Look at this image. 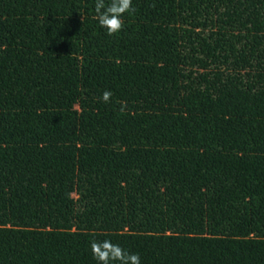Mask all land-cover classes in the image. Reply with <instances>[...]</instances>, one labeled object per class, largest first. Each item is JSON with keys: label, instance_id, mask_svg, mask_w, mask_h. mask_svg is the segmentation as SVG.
Listing matches in <instances>:
<instances>
[{"label": "trees", "instance_id": "obj_1", "mask_svg": "<svg viewBox=\"0 0 264 264\" xmlns=\"http://www.w3.org/2000/svg\"><path fill=\"white\" fill-rule=\"evenodd\" d=\"M95 3L0 0V264H264V0Z\"/></svg>", "mask_w": 264, "mask_h": 264}, {"label": "clouds", "instance_id": "obj_2", "mask_svg": "<svg viewBox=\"0 0 264 264\" xmlns=\"http://www.w3.org/2000/svg\"><path fill=\"white\" fill-rule=\"evenodd\" d=\"M133 0H96L95 17L101 28L105 29L109 36L115 35L123 30L124 14L132 11ZM113 93L105 90L100 99L104 103L111 101ZM124 104L122 103V110ZM93 257L100 264H110V261H118L119 264H140V256L135 253H128L117 244L111 241L91 243Z\"/></svg>", "mask_w": 264, "mask_h": 264}]
</instances>
